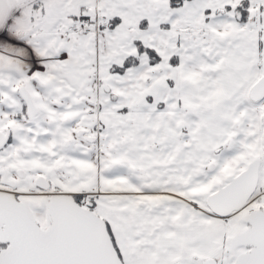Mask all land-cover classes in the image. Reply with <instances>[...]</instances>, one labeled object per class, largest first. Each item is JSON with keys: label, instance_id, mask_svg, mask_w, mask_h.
Wrapping results in <instances>:
<instances>
[{"label": "snow or ice", "instance_id": "1", "mask_svg": "<svg viewBox=\"0 0 264 264\" xmlns=\"http://www.w3.org/2000/svg\"><path fill=\"white\" fill-rule=\"evenodd\" d=\"M0 264H264V0H0Z\"/></svg>", "mask_w": 264, "mask_h": 264}]
</instances>
